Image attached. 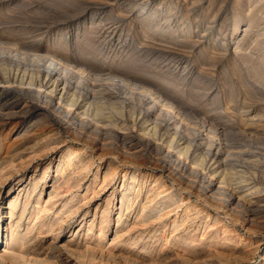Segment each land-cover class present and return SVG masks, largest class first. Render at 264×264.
Returning <instances> with one entry per match:
<instances>
[{
    "label": "rangeland",
    "instance_id": "rangeland-1",
    "mask_svg": "<svg viewBox=\"0 0 264 264\" xmlns=\"http://www.w3.org/2000/svg\"><path fill=\"white\" fill-rule=\"evenodd\" d=\"M52 59L60 69L69 66L67 100L77 97L84 109L104 107L107 118L97 123L76 108L66 120V107L60 109L40 88V80L45 86L48 77L40 66L49 67ZM1 65L11 67L9 77ZM33 75L39 80L32 87L36 91L22 90ZM8 86L14 89L7 91ZM134 86L174 104L175 110L164 111L161 135L173 134L168 125L178 122L181 132L196 139L185 168L162 141L157 147L142 139L143 128L155 122L161 109L147 97L139 104L138 90L140 108L132 123L127 99ZM0 88V264H264V0H0ZM122 105L125 117L118 111ZM79 120H85L83 128ZM209 144L214 145L210 151ZM71 151L87 162L90 173L83 171L79 190L62 188L52 205L49 196L61 158ZM201 156L207 169L193 170L191 164ZM226 159L229 164L220 168L227 174L226 189L238 184L233 174L249 179L254 189L235 209L239 223L225 213L234 207L222 209L202 182L205 176L209 182L210 165ZM135 167L140 200L164 203L158 199L163 192L183 190L195 222L169 227L163 241L154 228L145 234L140 227L134 228L135 237L143 234L138 246L129 236L116 238L122 190L132 182L125 179L126 170ZM111 171L117 172L107 180ZM38 179L41 187L32 197L30 188ZM28 196L25 217L19 221L20 210L11 220V202L21 197L24 204ZM200 198L221 209L205 207L208 212L201 211L197 220ZM39 201L42 224L32 215ZM108 205L111 224L107 238L100 239ZM186 207L173 219L184 218ZM218 214L223 224L213 227ZM10 224L22 239L12 254ZM121 224L119 230L125 228ZM226 225L232 227L229 232ZM205 231L207 237H201ZM190 236L205 240L186 247L181 240Z\"/></svg>",
    "mask_w": 264,
    "mask_h": 264
},
{
    "label": "bare ground",
    "instance_id": "bare-ground-1",
    "mask_svg": "<svg viewBox=\"0 0 264 264\" xmlns=\"http://www.w3.org/2000/svg\"><path fill=\"white\" fill-rule=\"evenodd\" d=\"M40 59V58H39ZM38 59V60H39ZM53 60V59H52ZM41 62V61H40ZM42 63V62H41ZM40 63V64H41ZM2 67V71L5 73V76L6 77H9L11 75V67L10 66H6V65H1ZM42 68H45L47 73H48V77H47V80L44 82L45 83V86H43V82L40 80L41 82V86L40 88L42 89L43 87H45V93L50 97V98H55L57 100V103L59 104V108L61 109L62 107H66L65 110H66V120L72 115V111L73 109H76L79 110L80 112L84 109V106H81V104L78 103L77 101V97L75 96H71V99L70 101L67 100V90H68V87H69V84L72 83V80L70 79L69 75H70V71H69V66H64L65 68H61L59 67V64L54 62H51V64L49 63V67L45 66V65H42L40 66ZM35 72V71H34ZM25 79V78H23ZM31 80V83H29V87L25 88V89H22L24 91H27V92H35L36 90H34V88L32 89V87L35 86V82L37 83V78H36V75H33L31 78H29ZM27 80V79H26ZM24 81V80H23ZM123 81V80H122ZM76 83V82H75ZM82 83V82H81ZM81 83H78L76 85L77 88H80L79 86L81 85ZM25 83H21L22 86H24ZM28 84V83H27ZM125 84V83H124ZM129 84V83H128ZM131 85V84H130ZM2 88V87H1ZM0 88V93L1 91H4L3 89L1 90ZM5 88V87H4ZM14 88L13 86L10 87L8 86V88L6 89L7 91H12ZM21 90V89H19ZM138 90L139 92V100H140V103L139 104H143V100L144 98H148L150 99L155 105H158L161 109V112H159L157 115H156V118L155 119V122L152 123L150 125V127L146 126L147 128H143V134L145 136H143L142 139H144V137H146V139L148 140L149 143H153V144H156V146L159 144V142L162 141L163 144L166 145L167 147V150H169V154H175V155H178L177 157H180L179 159V166L180 167H186L188 164H189V160H190V153H191V150H192V147H193V144L197 143L196 139H192L190 133L188 132L186 134V132H181L180 130V124L178 122L174 123V124H170L168 125V127H173V131L174 133L169 135L166 133V135H161V131H162V126L164 125V123H166L163 119L164 117V111H173L175 110L174 109V104L169 101L168 99H163V97L159 96L158 93H156V91L154 92L153 90L149 89V88H140L138 86H134V89L132 88L131 90V97L127 99V101L130 103L131 102V107H132V110H131V116L133 118V121L132 123L135 125L136 124V121H137V110H138V107L139 105L136 103V96H135V93L136 91ZM154 105V106H155ZM156 107V106H155ZM90 107H86V109H84L83 111L84 112H81L79 114H82L83 117H85L86 115H88L89 113L91 114V116L93 117V120H95L97 123L101 122L100 120L102 118H105L106 117V114L104 112V107H97L96 109H89ZM140 108V107H139ZM59 109V110H60ZM152 110V109H151ZM120 115L122 117H125V111H126V108L124 107V105H122V107L118 110ZM166 113V112H165ZM156 114V113H155ZM78 115V114H77ZM82 115H80L82 117ZM85 115V116H84ZM108 117V116H107ZM106 117V118H107ZM75 118V117H74ZM112 118V116L110 117ZM178 118V117H177ZM71 119V118H69ZM82 119V118H81ZM74 120H77V119H74ZM182 122V121H181ZM77 123V126H81L83 128V124H85V120H79L78 122L76 121ZM133 125V126H134ZM189 127V126H188ZM183 128V127H182ZM196 129V128H195ZM192 131V130H190ZM135 135V134H134ZM178 137H181V140L179 141L178 140ZM164 145V146H165ZM206 145V144H205ZM213 144H209V148H208V151L211 150V148H213ZM158 147V146H157ZM203 147V146H202ZM217 147V146H216ZM215 147V148H216ZM219 148V147H217ZM219 150V149H218ZM78 154L74 153V152H69L67 153V155H65L64 157L61 158V162H60V166L58 167V171H57V168L55 169L58 173L59 176L56 175V178H54V190L53 192H51L50 196L51 197V200L52 201V205H55L56 203H54V200H57L58 198L60 199L61 198V195L62 193L60 192L62 188L64 187H68L69 189L70 188H76L77 190L80 189V187H82V183H81V179L80 177L85 174L83 173L84 172H88L89 170V167L88 165L84 162V159L83 158H80V155L77 156ZM222 155V154H220ZM84 156V155H83ZM227 156L230 157V155L228 154ZM171 157V156H170ZM176 157V158H177ZM216 157V155H215ZM217 157H218V153H217ZM218 159V158H217ZM228 159V157H227ZM227 159L224 161V162H219V163H215V164H212L210 165V167L208 168V172H210V175H208V181L206 180V176L203 177V185L205 186V191H208L207 193H209L210 195H208V197L214 201V202H218V204H222V209L224 208V206L228 205V206H233L234 208L231 209L230 211L228 210L226 213V216L228 219L232 220L233 222L237 223L238 222V219L236 218L235 216V209H238L241 207L242 203L246 202V197L249 195L248 191H250V183L249 182V179H247L246 177L244 176H240L238 174H233L234 177L237 178V182L238 184L237 185H234V186H231V189L227 190L226 189V185H227V174H224V172L220 169L221 167H226L230 161H227ZM175 160V159H174ZM191 161V160H190ZM124 162V161H123ZM126 162V161H125ZM178 162V161H177ZM128 163V162H127ZM236 163V162H235ZM14 164V163H13ZM178 164V163H177ZM176 164V165H177ZM20 165V164H19ZM132 165V164H131ZM15 167V165H13ZM130 166V165H129ZM18 168H20L19 166H17ZM17 167L15 168L16 171H17ZM51 167V166H50ZM47 168L46 170V174H45V178L44 180H47V173H48V170L50 169ZM74 167V169H73ZM193 168V170H196L195 168L197 169H201V170H206L208 167V164L206 162V159L205 158H202L201 156V159L198 157V158H195L194 159V162H193V166L191 164V166ZM12 168V167H11ZM23 168V166H22ZM20 168V169H22ZM120 168V167H119ZM178 168V167H177ZM190 168V169H192ZM71 169H73L74 171H72ZM179 169V168H178ZM189 169V168H188ZM224 169V168H223ZM9 170V169H7ZM13 170V169H11ZM118 170V169H117ZM80 171V172H79ZM191 171V170H190ZM197 171H200V170H197ZM196 171V172H197ZM3 172V171H2ZM117 171H111L109 174L106 175V179L111 176V175H115ZM192 172V171H191ZM201 172V171H200ZM203 172V171H202ZM4 173V172H3ZM78 173V175H77ZM90 173V172H88ZM138 172V169L135 168H129L126 170V175H125V179H127V181L129 180L131 183L130 185L127 187L128 185V182H127V185H126V188L124 186L123 190H122V195L123 197L122 198V205H121V208L119 209V212L120 214H118V225H117V231L115 232L114 236L116 238H122V236H129V240H132L131 242L132 243H135V246L139 244V242H141V238H143V234H141L142 236H136L134 235V228L136 229V227H140V232L146 234L147 231H149L150 229L154 228V231L153 233H162L161 236L163 237L162 238V241L164 240V236L165 234L167 233V231H171V229L169 227H174L173 229L177 230L180 228V225L181 223L184 224L185 220L189 219L191 220L192 219V215H191V209L186 207V201L183 197V193L181 191L180 193V190H177V191H171L170 193H166L163 192V196L162 197H158V199L162 200V201H165L164 203L162 202H158L156 203L153 202L152 200H150L149 198L146 200V201H142L140 200V197L143 196L142 195V191L140 189H137L136 187V184L140 183L139 182V179H138V175H137ZM190 173V172H189ZM194 173V172H192ZM198 173V172H197ZM1 174V173H0ZM13 174V173H12ZM191 174V173H190ZM203 174V173H202ZM88 175V174H87ZM201 175V174H200ZM232 175V174H231ZM242 175V174H241ZM244 175V174H243ZM246 175V174H245ZM2 176V175H0ZM4 176V175H3ZM85 177V175H83ZM204 176V174H203ZM247 176V175H246ZM113 176H111L110 178H112ZM82 178V177H81ZM105 179V180H106ZM233 179V178H232ZM2 180V179H1ZM5 180V179H4ZM7 180V179H6ZM43 180V178H42ZM83 180V178H82ZM99 180V179H98ZM108 180V179H107ZM61 181V183H60ZM1 182V181H0ZM4 182V181H3ZM1 182V183H3ZM41 180L38 179V181L34 182L32 187L30 188V192L33 190L34 193H32V197L37 193V191L40 189L41 187ZM63 182V183H62ZM201 182V183H202ZM236 182V181H235ZM206 183V184H204ZM252 183V182H251ZM4 184V183H3ZM3 186V185H1ZM203 186V187H204ZM256 186V185H255ZM254 186V187H255ZM234 187V188H233ZM253 187V188H254ZM127 188L129 190H127ZM202 188V187H201ZM200 188V189H201ZM228 188V187H227ZM252 188V187H251ZM175 189V188H174ZM144 190V189H143ZM153 190V189H152ZM151 190V191H152ZM168 190V189H166ZM172 190V189H171ZM254 190V189H253ZM251 190V191H253ZM89 191V190H88ZM131 194L133 193L134 195L130 196L128 195V193ZM153 192V191H152ZM202 192V190H201ZM225 193H230L229 195H225ZM246 193H248L247 195H245ZM30 194V193H29ZM162 195V193H160ZM43 195V193H42ZM41 196V195H40ZM159 196V195H158ZM251 196V195H250ZM32 197H27V200L24 201V204H21V201H20V198L17 199L15 198V200L13 202H11V211H10V219L12 220L13 217L21 210L22 211V215L20 216V220L19 221H22V218L25 217L24 215H26V212L28 211V207L29 205L31 204V199ZM43 197V196H42ZM228 197V198H227ZM201 200V198H200ZM202 202H200V204L202 205H199L197 206V214H196V219L197 220H201L202 217L200 214H203L201 213L204 212L206 213L207 211V208L205 207H210L212 209H221V207H217L215 205V203H211L208 201V199H202L201 200ZM251 201V200H250ZM26 202V203H25ZM68 202V201H67ZM40 203V201H39ZM37 203L38 204V208L35 209L34 213L32 214L33 217L37 218V221H40V219L42 218L41 214L44 213V207L41 206L42 204L40 203ZM51 203V202H50ZM230 204V205H229ZM46 205V204H45ZM51 205V204H50ZM51 205V206H52ZM66 205H64L63 208H66ZM245 205V204H244ZM243 205V206H244ZM49 206V205H47ZM109 206V205H108ZM186 207V211H185V216L183 218V216H181L180 219H177V220H174V216H175V213H178L177 211L179 209H183ZM49 208V207H48ZM33 209V210H34ZM219 209V210H220ZM242 209V208H241ZM32 210V212H33ZM46 210V208H45ZM106 210V209H105ZM111 210H112V206H109L107 208L106 211H104V213H102V221L100 223V227H99V231H98V235L101 238H104L106 237L107 238V234H106V230H108L110 224H111V216H110V213H111ZM251 210V209H250ZM30 211V210H29ZM63 211V210H62ZM71 211V209H70ZM223 211V210H222ZM226 211V210H225ZM208 212V211H207ZM231 212V213H229ZM61 213V212H60ZM68 213V212H67ZM70 213V212H69ZM136 214L135 218H133V222L130 223L129 219L131 217H134V215ZM252 214L253 215H256V212L255 211H252ZM179 215V214H178ZM71 216V215H69ZM205 216V215H204ZM220 214H218L217 217L214 218V226L213 227H216L218 225H220L222 223V220H221V216ZM239 216V215H238ZM128 217V218H127ZM16 218V217H15ZM34 218V219H35ZM195 218V217H194ZM201 218V219H200ZM128 219V220H127ZM166 219H168L169 221H166L164 222ZM205 219V218H204ZM42 220V219H41ZM194 223L195 220L192 219ZM36 221V220H35ZM41 222V221H40ZM58 222V221H57ZM124 222V225H125V228H120L119 230V227L120 225H122L121 223ZM205 222V221H204ZM16 223H20V222H16ZM53 223V224H52ZM51 225H50V228L51 229H54L55 227V222H52ZM189 223V221H188ZM191 223V222H190ZM203 223V222H202ZM239 223V222H238ZM243 223V222H242ZM42 224V222H41ZM47 224H45L44 226H48ZM57 224V223H56ZM93 224V223H92ZM159 224V226H161V228L157 227L156 225ZM182 224V225H183ZM206 224V222H205ZM223 224V223H222ZM15 225V224H14ZM14 225L11 226L10 228V242H9V250H11V254L13 251H15L18 243H19V240H22V239H19V235L18 233H16V229L13 227ZM17 225V224H16ZM164 225V226H163ZM31 226V225H30ZM38 226V225H37ZM163 226V227H162ZM236 226V225H235ZM95 227V225H94ZM93 225H92V230H94L93 228ZM205 227V226H204ZM34 228V227H33ZM224 228L228 231L229 228H230V225H226L224 226ZM232 228V227H231ZM230 228V229H231ZM19 229V228H18ZM35 229V228H34ZM31 230V229H30ZM207 230V229H206ZM19 231V230H18ZM179 231V230H178ZM230 231V230H229ZM228 231V232H229ZM176 232V231H175ZM94 233V231H93ZM174 233V232H173ZM216 233V232H215ZM214 233V234H215ZM227 233V232H226ZM91 234V233H90ZM109 234V233H108ZM204 236H201V237H207V233L205 231V233H203ZM18 235V236H17ZM157 234H155L156 236ZM217 237H220L222 236V233L221 232H217L216 233ZM215 235V236H216ZM27 236V235H26ZM114 237V238H115ZM167 237V236H166ZM165 237V241L167 242L168 239ZM228 237V236H227ZM22 238H26V237H22ZM115 238V239H116ZM224 238V237H223ZM97 239V238H96ZM114 239V240H115ZM117 239V240H118ZM99 240V239H98ZM115 240V241H117ZM122 240V239H121ZM181 240V239H180ZM205 240V238L203 239H200L198 236L195 237V236H190V238H182L181 241L184 242L185 246L186 247H191L193 246L194 244L193 243H203ZM231 240V239H230ZM113 241V242H115ZM130 242V241H129ZM138 242V244H137ZM169 242V241H168ZM22 243V242H21ZM99 243V242H97ZM102 243V242H100ZM99 243V244H100ZM143 243V242H142ZM179 243V242H178ZM177 243V246H179ZM182 243V242H181ZM179 243V244H181ZM217 244V243H216ZM20 245V244H19ZM134 245V244H133ZM22 246V245H21ZM99 246V245H98ZM134 247V246H133ZM194 247V246H193ZM99 248V247H97ZM102 248V247H101ZM99 248V249H101ZM180 248V247H179ZM93 249V248H92ZM91 249V251H92ZM88 250V249H87ZM145 250V249H144ZM184 250V249H183ZM191 250V248H190ZM196 250V249H195ZM18 251V250H17ZM143 252V251H142ZM96 253V252H95ZM5 254H8V253H5ZM15 256V254H14ZM154 256V255H153ZM8 256H6L7 258ZM2 258V257H1ZM5 258V257H4ZM3 259V258H2ZM16 259V258H15ZM1 260V259H0ZM4 260V259H3ZM46 261V260H44ZM1 262V261H0ZM28 263V262H27ZM51 263V262H50ZM26 264V262L24 263ZM29 264V263H28ZM42 264V263H40Z\"/></svg>",
    "mask_w": 264,
    "mask_h": 264
}]
</instances>
